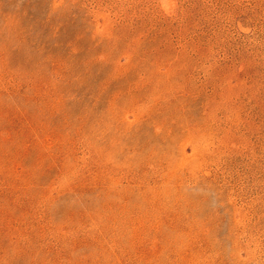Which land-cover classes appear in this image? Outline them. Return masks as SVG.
<instances>
[{
  "label": "rangeland",
  "instance_id": "rangeland-1",
  "mask_svg": "<svg viewBox=\"0 0 264 264\" xmlns=\"http://www.w3.org/2000/svg\"><path fill=\"white\" fill-rule=\"evenodd\" d=\"M0 264H264V0H0Z\"/></svg>",
  "mask_w": 264,
  "mask_h": 264
}]
</instances>
